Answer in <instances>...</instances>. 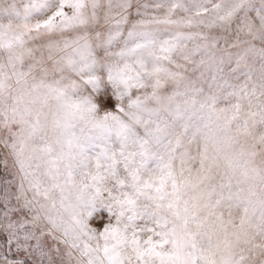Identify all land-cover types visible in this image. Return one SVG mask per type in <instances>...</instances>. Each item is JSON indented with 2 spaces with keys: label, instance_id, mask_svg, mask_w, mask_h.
Returning <instances> with one entry per match:
<instances>
[{
  "label": "snow or ice",
  "instance_id": "1",
  "mask_svg": "<svg viewBox=\"0 0 264 264\" xmlns=\"http://www.w3.org/2000/svg\"><path fill=\"white\" fill-rule=\"evenodd\" d=\"M0 264H264V0H0Z\"/></svg>",
  "mask_w": 264,
  "mask_h": 264
},
{
  "label": "rangeland",
  "instance_id": "2",
  "mask_svg": "<svg viewBox=\"0 0 264 264\" xmlns=\"http://www.w3.org/2000/svg\"><path fill=\"white\" fill-rule=\"evenodd\" d=\"M148 2H151V0H148ZM5 176V173L3 171V164L0 163V178L4 177Z\"/></svg>",
  "mask_w": 264,
  "mask_h": 264
}]
</instances>
